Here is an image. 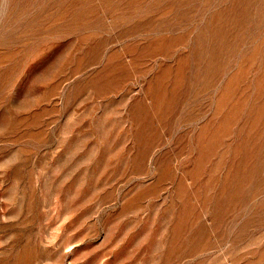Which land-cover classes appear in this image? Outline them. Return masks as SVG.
Wrapping results in <instances>:
<instances>
[{"label": "rangeland", "instance_id": "rangeland-1", "mask_svg": "<svg viewBox=\"0 0 264 264\" xmlns=\"http://www.w3.org/2000/svg\"><path fill=\"white\" fill-rule=\"evenodd\" d=\"M0 264H264V0H0Z\"/></svg>", "mask_w": 264, "mask_h": 264}]
</instances>
